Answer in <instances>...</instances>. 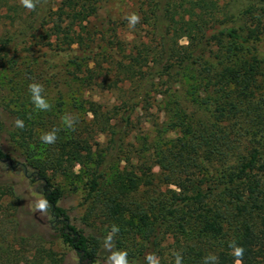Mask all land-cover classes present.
I'll return each mask as SVG.
<instances>
[{
    "label": "trees",
    "instance_id": "1",
    "mask_svg": "<svg viewBox=\"0 0 264 264\" xmlns=\"http://www.w3.org/2000/svg\"><path fill=\"white\" fill-rule=\"evenodd\" d=\"M97 1L53 0L48 16L54 24V30L60 28V22L68 20L67 31H73L72 36H64L66 41L63 44H66L68 49H72L74 45L90 48L96 44L97 38L90 31L89 24L91 17L99 9L96 6ZM137 2L141 17L139 24L144 26L147 37L155 45L151 67L135 71L130 66L126 58L121 55L125 52V46L117 34L118 28L113 29L105 42V47L109 51L107 67L100 59L94 58L85 63L84 59L82 63L75 62L77 69L73 74L77 75V71L83 73L84 80L91 86L118 91L114 103L109 106H103L98 102H87L88 108L95 116L92 122L100 126L106 135V143L97 141L93 144L85 139L65 146V149L70 151L69 156L82 165V171L85 173L88 171L90 175L87 183V201L94 205L97 198L102 199L115 220L126 216L128 219L125 217L127 220L125 224L139 227L147 242L152 241L154 245L157 244L159 234L166 232L165 230L158 232V227L162 228L158 222L160 219H172L177 223L180 221L178 225L182 229L179 231L181 234L187 233V225L194 220L193 225L197 233L188 234L194 239L195 245L186 251L188 257L183 258L182 264H203V258L211 251H214L218 257V264H233L234 258L229 248L232 241L245 249L243 264H262L264 210L259 212V227L247 220L243 222L238 220L236 223L231 219L236 216L232 215L227 220L231 228H227L224 221L226 217L222 213L223 208L209 207V200L214 194L212 188L181 185L180 191H173L171 199L169 198V201L151 216L150 210L144 205L136 206L127 199L139 187L142 179L151 176L153 167L146 166V170L142 169L140 176L133 167L132 169L130 167L133 166L132 160L146 158L145 152L142 149L140 151L130 149L126 157H123V154L128 148L125 143L126 137L136 125L138 108L148 112L153 105L151 100L155 96L162 95L165 98V95L175 94L171 90L166 93L163 91L154 93L158 85L157 80L168 79L182 83L180 81L183 78L182 70L188 72L189 69L196 68V75H193L192 79L206 97L201 98L198 94L192 93V102L199 110L208 113L215 124L213 128L206 125L200 135L203 141L199 142L200 146L204 142H210L209 137L216 139L218 133H222L223 129L218 131V128H214L216 124L222 123L229 127L226 135L221 137L222 140L230 145L234 143L235 135L239 134V131H236L234 135V130L238 126L236 124L244 117L242 110L244 100H256L264 112L262 70L264 0H138ZM53 6H57V10H53ZM3 10L5 13H2ZM39 10L38 5L28 18L37 14ZM26 11L27 9L17 0H0V20L9 19L10 24L23 22L27 24V30L33 33L42 30L40 38L46 42L45 45H53L54 27L50 29L45 27L50 21L46 20V16L27 21L28 18H23ZM177 23L182 26L181 35H178L175 29ZM35 25L37 27H34ZM7 31L3 37H0V42L5 43L3 48L6 50L11 41H16V34L8 36L11 31L9 29ZM180 36H186L189 45L186 47L180 45L178 41ZM100 78H102L101 82L98 81ZM110 78H113V84L110 83ZM179 104L178 102L177 105ZM172 112H170L173 117L169 123V130L181 134L175 142L178 143L175 146L179 148L175 158L177 166L186 170L190 163L187 154H190L191 150L194 154H198L197 145L192 143V138L198 136L197 129L202 125H199L200 120L188 108L180 105ZM16 114V119L24 121L22 129L15 127L12 131L13 139L20 149L21 146L29 143L26 132L29 129L30 119L28 113L22 109L16 111ZM30 130L32 131L33 128ZM94 145L98 147L95 148ZM263 147L262 139L253 142L247 151L248 155L242 157L238 169L228 175V183L236 184V188L239 189L241 185L248 183L250 175L259 164L264 168ZM28 153L24 161H20L0 145L1 162L7 163L11 169L20 167L27 176L33 175L36 181H44L43 192L51 216L50 229L55 234L56 240H47L38 230L37 222L25 221V218H21L22 198L11 185L9 188L14 202L8 209H4L0 204V264H68L66 253H61L54 247L42 246L45 241L55 244L58 240L79 256L76 264H96V254L88 236L78 229L72 222L68 210L60 205L62 191L50 183L45 165L33 158L30 151ZM121 159L127 160L128 163V166L122 170L118 167ZM31 169L34 171L30 172ZM70 174L73 176V173ZM249 190L253 192L255 189L250 187ZM234 191V188L228 187L218 196L221 201H226L227 195L241 200L242 196L239 193L233 194ZM182 221L185 223H181ZM231 230H233L232 235ZM126 232V229L121 228L120 234ZM33 242L38 244L31 247ZM117 242L121 243L120 239Z\"/></svg>",
    "mask_w": 264,
    "mask_h": 264
},
{
    "label": "rangeland",
    "instance_id": "2",
    "mask_svg": "<svg viewBox=\"0 0 264 264\" xmlns=\"http://www.w3.org/2000/svg\"><path fill=\"white\" fill-rule=\"evenodd\" d=\"M137 1L98 0L96 6L99 9L91 17L89 24V29L93 36H96L97 42L90 48L74 45L72 49H68L67 45L63 44L66 41L64 36H72L73 31H67L68 20L60 22V28L54 30V24L48 16L53 0H40L38 3L40 10L37 14L30 16V19L28 15H31L33 11L27 10L23 14L24 19H29L27 21L46 16L50 24L45 27L47 29L54 27L55 34L52 38L54 43L51 46H46V42L40 38L42 30H36L33 33L27 30L28 26L23 22L10 24L9 19L0 20V37H3L8 29L11 31L8 36L16 34V41H11L7 50L3 48L5 43L0 42V145L7 153L20 161H24L30 151L33 158L45 165L48 169L47 177L50 183L62 191L60 205L68 210L72 222L78 229L88 236L96 254V264H105L107 260L109 253L103 249L102 245L113 225L119 227V232L113 238L114 250L126 251L129 264H147L148 254H155L159 257L160 264H174V253L179 252L183 258L188 257L186 251L195 245L194 239L188 233H197L193 225L194 220L187 225V233L181 234L179 231L182 229L178 225L180 221L177 223L172 219H160L158 222L162 228L158 227V232L161 230L166 232L159 234L156 245L152 241L147 242L139 227L125 224L126 216L115 220L102 199L97 198L94 205L87 201V183L90 175L88 171L86 173L82 171V165L76 163L69 156L70 151L65 149V146L71 142L77 143L85 139L93 144L97 141L106 143V135L99 125L92 122L95 116L88 108V103L92 101L109 106L118 96L116 89L91 86L84 80L83 73L77 71V75L73 74V71L77 69L75 62L82 63L84 59L85 63L94 58L100 59L107 67L109 51L105 47V42L114 31L113 29L118 28L117 34L125 46V52L121 55L126 58L130 66L137 71L145 70L152 65L155 45L147 37L144 26L138 23L134 28H130L126 20L131 13L140 15ZM53 7V10H57V6ZM2 13H5V10ZM36 25L34 27H37ZM181 28L179 23L175 25L178 35H181ZM178 41L184 47L189 45L186 36H180ZM195 70L196 68L189 69L188 72L182 70L183 78L180 80L182 83L168 79L157 80L158 85L154 93L157 91L166 93L171 90L175 94L165 95V98L162 95L155 96L151 100L153 105L148 112L138 108L136 125L126 137L125 143L128 148L123 157L128 155L130 149L137 151L142 149L146 158L132 160L133 166L130 168L133 167V170L140 176L142 169L146 170V166H152L153 172L149 178L142 179L139 187L128 197L127 201L136 206L144 205L147 210H150L151 216H154L158 209L166 204L169 198L171 199L173 191H180L181 185L192 187L199 185L203 188H212L214 194L209 200V207L210 209H215L216 206L223 208L222 213L226 217L224 221L227 228H231L227 220L232 215L236 216L231 218L236 223L238 220L242 222L247 220L259 227V212L264 210V168H261L259 164L250 175L248 183L241 185L239 189L236 188V184L228 183V175L238 169L242 157L248 155L247 151L256 139H262L264 142V112L256 100H244L242 105L244 117L241 118L240 123L236 124L238 126L234 130V135L236 131H239V134L235 135L234 143L230 145L222 140L221 137L226 135L227 130L229 131L228 125L222 123L214 126L219 129L218 131L223 129L222 133H218L216 139L209 137L210 142H204L200 146L199 142H203L200 135L206 125L213 128L215 124L208 113L199 110L198 106L192 102V93L198 94L201 98L206 97V94L202 90L199 91L198 85L192 79V76L196 75ZM262 70L264 72V66ZM98 81L101 82L102 78ZM109 81L114 83L113 78ZM32 82L43 85L42 95L51 105L50 110L40 111L32 104L28 90V85ZM176 101L180 104L177 105ZM180 105L193 111L200 120L199 125H202L197 129L196 135L198 136L192 138V143L197 145L198 154H194L192 150L190 154H187L190 163L186 170L177 166L175 158V153L179 150L178 146H175L178 143L175 142L181 134L169 130V123L173 117L170 112ZM20 109L28 113L30 123L28 122L29 129L26 132L29 143L19 149L13 139L12 131L15 129L16 111ZM68 117L75 122L72 128L66 124ZM31 128H33L32 131ZM52 131L56 132V142L50 145L42 142L40 137ZM194 138L198 142L194 141ZM94 147L98 146L94 145ZM126 166H128L127 160L121 159L119 169L122 170ZM32 171L34 170L31 169L30 172ZM70 173H73V176ZM34 179L33 175L27 176L20 167L11 169L7 163L0 161V185H3L0 187V204L4 209L11 207L14 200L9 187L12 185L22 198L21 218H25V221L37 222L38 230L47 240H56L55 234L50 229L51 216L48 210L41 211L38 208L39 202L46 200L43 192L44 181ZM228 187L234 188L233 194L239 193L242 199L238 200L227 195L226 201H221L218 194ZM250 187L255 190L251 192ZM121 228L126 229L127 232L120 234ZM232 233L233 230L230 234ZM118 239L121 243L117 242ZM37 244L33 242L31 247ZM42 246L54 247L59 252L66 253L68 264H76L79 261V256L59 240L55 244L45 241ZM211 254H214V251H211ZM262 264H264V258Z\"/></svg>",
    "mask_w": 264,
    "mask_h": 264
},
{
    "label": "clouds",
    "instance_id": "3",
    "mask_svg": "<svg viewBox=\"0 0 264 264\" xmlns=\"http://www.w3.org/2000/svg\"><path fill=\"white\" fill-rule=\"evenodd\" d=\"M40 3V0H19V4L27 9L28 11H35L36 7ZM128 25L130 28H134L141 21L140 15L137 13H131L126 17ZM28 90L30 93V100L34 107L40 111H48L51 108V105L42 95L44 92V87L38 82H32L28 85ZM74 120L70 117L66 118V124L69 128L74 127ZM14 126L16 128H23L24 121L17 118L14 121ZM41 141L46 144H54L56 142L57 136L56 132H47L40 137ZM38 208L41 211H46L48 208V203L46 200L39 202ZM119 232V227L113 225L109 234L104 238L103 249L109 253L105 264H129L128 253L122 250H114V236ZM231 249V255L234 258L233 264H243V257L245 249L242 246H239L235 241H232L229 244ZM175 261L174 264H182L183 256L181 253H174ZM147 264H160V259L155 254H148L146 256ZM203 264H218V257L215 254H209L203 258Z\"/></svg>",
    "mask_w": 264,
    "mask_h": 264
}]
</instances>
